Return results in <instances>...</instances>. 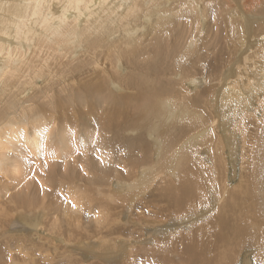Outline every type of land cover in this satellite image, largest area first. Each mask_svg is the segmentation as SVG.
I'll return each mask as SVG.
<instances>
[{"label":"bare ground","instance_id":"bare-ground-1","mask_svg":"<svg viewBox=\"0 0 264 264\" xmlns=\"http://www.w3.org/2000/svg\"><path fill=\"white\" fill-rule=\"evenodd\" d=\"M87 109L99 129L85 136L110 153L141 149L143 160L159 147L163 164L144 167L132 188L141 187V210H152L136 221L162 237L129 255L142 264H264V0H0V174L20 187L0 190V264H93L61 244L42 258L16 255L20 239L41 236L19 237L10 225L13 213L50 206L32 192L48 196V172L60 166L49 163L77 142ZM112 159L92 161L85 182L118 179ZM8 181L0 175V187ZM75 190L76 221L66 210L46 222L47 235L87 246V235H127L113 202L125 208L132 191L103 197L84 219L87 194Z\"/></svg>","mask_w":264,"mask_h":264},{"label":"rangeland","instance_id":"rangeland-1","mask_svg":"<svg viewBox=\"0 0 264 264\" xmlns=\"http://www.w3.org/2000/svg\"><path fill=\"white\" fill-rule=\"evenodd\" d=\"M233 73H234V70H232V74ZM200 87H202V85ZM99 109H102V108H99ZM88 112H89V109H87V113ZM85 116L87 117L86 121H84L83 117L82 118H76L78 120V122L80 123V127L77 131L73 130L72 135L78 134V133L80 134V135H77V137H76L77 142H74L75 137L72 136V144H71L72 147H71V145L67 146L66 144H64V147L59 149L60 150V153H59L60 159H57L54 157L55 159H53V160H55V161H50V163H49L50 165L53 163H55V165L60 164V166L57 165L54 171H52V169L50 168L51 170L48 172L49 173L48 174L49 175V178H48L49 184L47 187L50 189L48 192L49 194L47 193L48 196H42V194L39 191L32 192L33 200L40 201V202H49L50 206H48L46 208L45 207L46 205L43 204L42 205L43 207L41 206L39 209H33L32 210V209L28 208L25 211L13 213L12 219L10 221L12 232L17 234L19 237L21 234L26 235V236L31 235V234H34V235L37 234L38 236L39 235L41 236L38 238V240H40L41 244L46 243L47 245H43L44 246L43 247V246H41V244H37L34 241H31V242L27 243V245H26L25 243L21 242L20 241L21 239H20L19 245L15 251V254L16 255L25 254V251H23V250H27V251H33V253L36 254L39 258H42L45 255H51V254L53 255L54 254V249H53L52 245L61 244V245H67V246H69V248L74 249V250H71L70 252L75 253L76 256H80V257L82 256V257L89 258L90 260H92L93 264H123V263H126V264H142L141 263V254H136V252H135L134 255H129V253H131L132 250H136L137 248H139L137 243H140V244L141 243L142 244L143 243H149L150 244V243H152V241H154V239L160 238V237H162V235L160 232L155 234V233L146 231V229H148L149 226H145L146 229H143V228H141V225H140L141 222L136 221V219L141 218L142 213L148 214L152 210L151 209L150 210L148 209L147 211L141 210V205L136 203L137 200H138L137 201L138 203L141 202V198H143V196L141 195V193H142V190L140 189L141 187L137 186L136 188L134 187V189L132 187L136 184V181H137L136 179L138 177L140 178L141 175L144 174V172H142L144 170V167H146V168L149 167V170H150V167L160 168V166L163 164V161H160L159 155L157 154L159 147H156L153 144L154 149L152 148V151L150 153L151 157H147L143 160H141V153H142L141 149L136 156H131L130 154H127L126 150L122 149V147H123L122 145H120V147L118 148L119 153H116L114 155L113 152L110 153V151H108V148H106L103 144L102 145H103V147H105V149L102 148L101 143H99L98 140H95V138L89 139L85 136L86 135L85 133L87 131L89 133H94V129H95V131L97 130L96 128L99 129V127H97V126L95 127V125H94V122H93L94 116L93 115L88 113V115H85ZM96 119L99 120L98 117ZM89 123H91V124H89ZM89 125L90 126L93 125V126H91V128H90ZM84 127H85V130H84ZM154 141L156 142V139H154ZM55 150H54V152H55ZM54 152H53V154H54ZM72 153H73V155L69 156ZM101 154H102V156H101ZM84 155H88L86 159L84 158ZM202 155L203 156H200V157H204V153H202ZM103 156H104V158L106 156L113 157V159L111 161H121V163H119L117 166L120 169V177L118 179L117 178L110 179L107 183L97 184V185H92V184L88 183V181L85 182L86 180H88V178L90 179L94 175V173H93L94 169L91 166L92 161H103L102 160ZM34 157L36 158V155ZM66 157H68V158H66ZM79 158L82 160L78 161ZM168 159H169V157L166 158L167 167H168ZM226 159H227V155H226ZM66 160H68V161H66ZM75 160H77L78 163L81 162V164L79 163L80 164L79 165L77 162H72ZM84 160H85V162H83ZM228 160H230L229 157H228ZM141 161H143V162L141 163ZM39 162H42V161H39ZM160 162L162 164L157 165V163H160ZM63 163L70 164L71 166H73L75 164V165H77V166L74 165L77 168V170L75 167L72 170L73 167L69 168L67 166V164L65 165ZM48 167H49V165H48ZM71 170H72L73 174L71 172H69ZM67 171H68V173H67ZM83 171L84 172L87 171L85 173L88 174L89 177H86V174L83 173ZM232 171L233 170L231 169V161H230L229 162V169L227 171V181H228V183H230V185H233L236 182L234 179ZM7 173L8 172H6L5 174H7ZM228 173H230V174H228ZM83 174H85V175H83ZM0 175L4 176L5 179H7V178H8V180L10 179V181H8L9 183H4L3 186L1 185L0 190H5V188H10L8 192L14 193L20 189L19 186L15 187V188H17L16 190H15V188L14 189L12 188L15 185H17V183H18L17 182L18 179H16L14 176L13 177L15 178V180H17L16 182H15V180L14 181L12 180L13 177H11L12 175H10V174H9L10 176L8 175V177L4 174H0ZM64 176H65V178H63ZM52 177L54 179H52ZM126 177H129V179L128 178L126 179ZM150 177H154V176L151 175ZM85 178H87V179H85ZM123 178H125V179H123ZM78 179H80V182ZM81 179H83L84 181ZM5 184H8V185L10 184L9 185L10 187H8V185L6 186ZM11 184H12V186H11ZM84 184H87L88 186L87 185L85 186ZM58 186H59V188H58ZM92 186H97V187H92ZM85 187L86 188L88 187V189L91 191V194H89L88 191H86L88 189H86ZM89 187H91L92 189H90ZM40 188H43V187H40ZM75 189H77L78 196L81 195L82 193L87 194L86 195L87 199L85 198L84 195H83L84 197L81 195V197H82L81 199H83V201L85 199L87 200V203L84 202L86 204L82 203L83 201L80 199V197H78L82 201L81 203L79 202V205L84 204L83 206H85V209L87 207L86 205L90 204V205H88V209L84 210V213L82 216L84 219L92 218V217H90V215L92 216L93 212H95V213L97 212L98 206H100L99 204L102 203L101 201H102L103 197H108V195H111L114 193L115 194L119 193V195L121 194V196L122 195L125 196L124 198L126 199L129 197V194L132 191L130 194L131 201L129 200L130 198L126 199L127 204L124 205L125 208H122V206H120L118 199H115L113 202V207L120 211V216L118 218H120L121 221H123L122 223L127 224L126 227L128 226V228H126L127 235H119V236L117 235L116 237L112 236L111 238H108L104 234L103 235H101V234L87 235L86 234L88 236V238L84 239V240L89 243V246H87L85 244H81L80 242H77V241L73 242L74 240H76V238L71 239L70 237L66 236L65 239L59 240V239H53V237L50 236L49 234L47 235L46 234V222L47 221H51V220L54 221L57 218L58 219L59 218L64 219L63 217H65V219H66V215H67V212L65 213L66 210L68 211V213L70 211L69 214H71V211H72L71 210V204L74 203L73 200H74V193H75L74 191H76ZM78 189L80 190L79 191L80 194L78 192ZM98 189H105L107 191L102 193V192H99ZM10 190H12V191H10ZM92 192H94V193L92 194ZM37 194H39V195H37ZM0 195H1V192H0ZM49 198H50V200H49ZM96 200H98V201H96ZM65 201H66V203L67 202L68 203L66 204ZM129 204H131V205H129ZM132 204L137 205L139 209L136 207V210H135L134 209L135 207H133ZM64 205H65V207H63ZM82 205H80V206H82ZM90 206H91V208H90ZM92 206H93V210L90 211V209H92ZM44 207L46 208V210L44 209ZM49 207L51 209H48ZM101 207H102V205L99 208H101ZM68 208H69V210H68ZM37 210H39V212H37ZM46 211H47V214H46ZM129 211H131L130 214L128 213ZM76 213H75V211H73V214H71V217L73 216L74 221H76V219H75ZM68 216H70V215H68ZM129 217H130V219H129ZM28 218H29V221H28ZM37 219H39L41 221L38 222L37 224H34V222L37 221ZM172 222H176V221H172ZM176 227L179 228L178 223H171L168 226L167 230H169L170 228H176ZM181 228L187 229V226L181 225ZM83 229H84V227H81V228H78L77 230H74V231L77 232V231L83 230ZM166 232L163 234L165 235ZM49 238H51V239H49ZM47 240L48 241L50 240L49 244L51 246L47 243ZM6 244H7V248L9 249L11 246V243L8 242ZM84 245L87 247H83ZM87 248H88V250H87ZM47 249H48V251H47ZM95 250H97L98 253L102 252L104 254L102 256H100L101 254H97L95 252ZM126 251H127V253H125ZM120 254H121V256H120ZM98 256H99V258H97ZM246 257L250 258V260L252 259L251 255H247ZM100 258L102 260L100 262H98L97 259L100 260ZM243 258L241 260V263L239 262L238 264L244 263ZM253 264H254V262H253Z\"/></svg>","mask_w":264,"mask_h":264}]
</instances>
